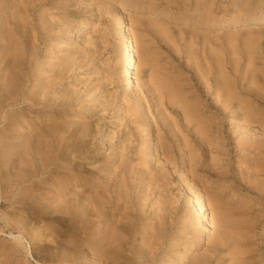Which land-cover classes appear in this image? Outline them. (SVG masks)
Listing matches in <instances>:
<instances>
[{"label": "rangeland", "instance_id": "rangeland-1", "mask_svg": "<svg viewBox=\"0 0 264 264\" xmlns=\"http://www.w3.org/2000/svg\"><path fill=\"white\" fill-rule=\"evenodd\" d=\"M8 6L3 36L12 53L0 78L19 72L24 83L3 101L0 135L6 129L11 143L18 140L28 123H18L20 114L34 120L27 135L42 131L37 124L64 127L56 132L64 138L84 135L88 147L71 177L83 171L85 192L103 193L104 218L93 201L79 216L54 212L49 183H15L21 165L11 151L0 159L13 162L0 167V264L178 261L168 243L188 247L194 264L209 248L191 250L190 241L204 231L210 243L225 242L208 264H264V24L242 23L264 13V0H9ZM120 16L136 41L138 96L121 73ZM9 86L3 84L5 92ZM32 92L39 98L31 100ZM104 181L106 191L99 187ZM199 192L209 210L217 203L228 213L225 230H207L196 217L192 199ZM34 194L44 197L36 209L17 210L21 198ZM164 218L174 240L160 246L153 227ZM19 230L25 237L18 243L10 233ZM64 252L74 260H62Z\"/></svg>", "mask_w": 264, "mask_h": 264}, {"label": "bare ground", "instance_id": "bare-ground-1", "mask_svg": "<svg viewBox=\"0 0 264 264\" xmlns=\"http://www.w3.org/2000/svg\"><path fill=\"white\" fill-rule=\"evenodd\" d=\"M8 5H9V0H0V65L3 64L5 66L7 65V62H8L7 59L9 55L12 53V46L8 44V41H7L8 39L3 36L4 32H6V29L4 26L8 24V22H10L9 21L10 19L7 17V12L8 10H10V7ZM242 23H243V26L249 25V24H264V13L262 12L252 17H248L244 19ZM118 25H119L120 41L122 45V52H121V58H120L121 73L123 75V79L129 91L135 94L136 96H138V82L135 77V71L137 68V63L135 60L137 56L136 41L133 37L132 31L129 27L128 21L125 18V16H120ZM19 54L18 56H20ZM140 54H141L142 63L145 64L147 62V55H148L147 48L142 47L140 49ZM1 73L3 72L0 71V75ZM1 80H3V77L0 78V118L2 116L3 101L6 98H12L13 93L19 90L23 86L24 78L21 75V73L15 72L14 74H12V76H9L8 78L7 77L4 78L3 82ZM5 83L7 85L10 84L9 86L10 88L6 92H5V89L3 88V84ZM34 96L36 98H39L37 97L36 94L32 92L31 100H32V97L34 98ZM29 97L30 96L28 95L22 96L23 100H29ZM14 98H15L14 102L16 103L18 98L16 96ZM31 113L33 112H30V114ZM24 121H27L28 123L27 125L23 126V128L21 129V132L19 133L20 134L19 138L16 142L11 143L9 137L5 136L6 129H4L0 135V159H2L4 156H8L9 155L8 153L12 151V155L17 156L16 160L17 162L19 161V164L21 165L20 174L17 175V179L15 183L21 184L22 182H25L26 180L28 181L31 180V185L33 187H37V186L43 187V185L41 186V184L47 185L49 183V185L52 187V190L55 193L54 198L52 199V202H51L53 205L57 206L54 212H60L61 214H65V215L70 214V215H73V217L79 216L81 214L79 209L82 208L83 212H85L88 209V203H91L93 201L97 205L98 213L100 215L99 217L104 218V216H102L104 215V212L102 211L104 208V205H103L104 196L102 195L103 193L99 192L97 196H91V190H89V192H85L86 189L84 187L87 184H83V185L79 184V182L82 179L86 178L83 171L78 172L76 177L74 178L71 177L73 174H75V171L78 168L77 166L80 164V163L75 162L77 156L80 157L79 154L85 152L84 150H86V148L88 147L85 136L79 134V135H74L73 139L69 138L68 136L67 138H64V135H63L64 133L61 135L56 133L58 132L59 129L62 130L64 127L60 128L59 126L58 128L55 129V127L49 128L43 125L41 126L39 124L37 125L40 127L42 131L34 130L33 133L27 135L26 131L29 127H32L34 120L23 119V116L20 114L18 116V123H21ZM8 128H10L9 124L7 126V129ZM152 132L153 131H152L151 124L147 123V134H149V137H152ZM24 152L27 153V156L25 157V154H24L22 158L21 155ZM73 153L75 154L73 155ZM29 156H30V159H28ZM12 163L10 164V162L8 163L0 162V167L2 164L4 165L8 164L12 168L13 166ZM115 168L117 169L118 166L116 165L111 166L109 170L114 172L116 170ZM24 169H26V171L28 170V172L22 175V172L24 171ZM108 174H110V172L107 173L106 175ZM40 175L42 176L40 177V180L33 179L34 177L40 176ZM105 185H106V188L104 189V191H106L109 189V186H107V181L102 182V185H100L99 187L103 188V186ZM93 186L94 185H89L90 189L93 188ZM14 196L17 197L18 195H14ZM29 199L31 201H29ZM43 199L44 197L41 196L40 194H34L30 198L23 197L21 198V201H20L23 207L17 208V210L29 211L31 208L36 209L35 204L39 201H42ZM192 203H193V208H194L193 211L196 217L199 219L200 222H202V224L207 230H214L215 228H220V227L224 228L225 230L224 225L226 226L229 222H232L228 213L226 211H223L217 203H215V206L213 205L214 207H212V209L209 210L205 206V203L203 202L202 192H199L196 198L192 199ZM158 214L160 217H163L161 216L162 215L161 212H159ZM5 220L8 221L7 218H5ZM164 221H165V218L160 224H157L153 227L155 229L153 238L155 239L156 243L160 246H162L164 242H168V241L172 242V240H174L173 239L174 235L169 234L166 227H164L165 225ZM17 222L22 227L25 226L26 230L27 228H29L28 226H26L27 225L26 222H23L21 220H17ZM226 231H228L227 227H226ZM30 233L33 234L34 231H31ZM223 235L228 237L224 233ZM10 236H12L13 239L18 243L21 242V240L25 237L22 231L20 230L18 231V234L16 233L14 234L13 232H11ZM41 236H44V234H41ZM116 239H118V237H116ZM233 239L234 238H232V240ZM234 242H236V240H234ZM209 243H210L209 237L206 231H204L203 237L201 239H197L195 237L194 239L190 241L191 250H196L203 244L204 245L207 244L208 245L207 247L209 248L208 252L200 256L199 258H197L198 260L194 264H208L211 261V257H213L214 252L217 249L221 248L225 242L222 241V239L220 238L219 241L217 242L215 241L213 243H210V244ZM167 249H173L174 251L179 252V259L178 261H175V262L168 261L167 259L165 260L163 259L161 264H188V257H189L188 247H186L185 249H180V248H177L176 245H171L170 243H168ZM238 250H235L234 254H238L239 252H241ZM241 253H239V255ZM137 255H139L140 258H144L142 256V253H138ZM61 259L70 260V261L74 260L72 254L69 255L65 252L61 255Z\"/></svg>", "mask_w": 264, "mask_h": 264}]
</instances>
